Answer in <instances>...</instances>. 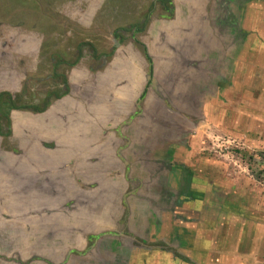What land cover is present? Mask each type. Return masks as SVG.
<instances>
[{"label":"rangeland","instance_id":"1","mask_svg":"<svg viewBox=\"0 0 264 264\" xmlns=\"http://www.w3.org/2000/svg\"><path fill=\"white\" fill-rule=\"evenodd\" d=\"M21 1L28 0H0V220L4 224L0 230L6 235L4 240H0V264H146L147 250L153 249L148 241L152 233L156 236L154 249H163L172 255L174 261L165 264H193L189 256L196 250L194 237L178 221L181 216L189 219L196 208L214 207L211 199L217 198L220 201L221 193L225 192L227 197L224 207L233 206L237 210L244 208L243 214L246 216L255 214L264 217V126L260 125L264 122L261 118L258 119L264 113L256 99L259 96V68L253 67L256 64L253 65L252 60L249 61L252 68L251 88L256 93L252 92L251 95V99H254L251 109L255 117L250 120V126L246 129L242 123V107L237 106L240 102L236 103L241 99V94L232 87L238 58L242 59L240 53L247 43L246 32H250V55L257 53L256 44L264 43L260 34V29L264 27V0H229V10L232 12L228 16L224 13L218 15L222 22L212 23L214 28L211 32L219 31L218 44L215 43L214 35L209 38V32L202 31L201 45L193 55L198 62L200 60V63H195L196 69H193L197 73L196 79L192 77L191 74L194 73L190 70L184 74L190 81H184L185 77L182 80L178 64L173 63L174 58L180 59L184 49L178 44L176 47L170 45L169 49L174 55H165L163 52L166 48L159 47L155 43L158 40H152L151 53L146 57L149 58L148 72L158 80V88L155 89L148 81L150 97H147L149 103H146L149 105H145L147 113L152 116L159 108L153 100L164 96V90L172 89L175 94L173 96L178 99L172 102L174 97L171 100L166 97L164 105L175 116L187 118L178 119L181 120L178 124L182 132L177 135L172 133L160 144L152 140L154 134L152 138L144 132L137 119L132 122L131 137L126 138L128 142L126 139L122 141L113 133L106 138L96 134V123H91L94 127L88 123L91 134L87 139L77 136L84 121L87 122L86 117L88 120V112L92 122L94 120L91 117L97 111L95 96L90 94L91 103H88V95H84L81 88L83 67L87 65L82 58L75 63L79 58L78 52H74V56L66 54L61 68L57 70L53 68L56 59L53 53L56 50L53 52V49H43L44 54L37 55L31 48L33 51L29 50L30 56L22 55L27 41L17 32V22L27 18L18 14V9L9 10L10 2L15 6ZM29 1V11L33 14L34 5L32 0ZM38 1L39 4H45L46 1L43 6V26L49 34L52 22L55 21L52 19H56L55 10H50L54 1ZM72 1L68 2L69 9L72 10L73 7L75 12L79 11L78 0ZM152 1L134 0L136 7H139L137 10L130 5L131 0H83V3H91L93 6L82 8L88 14L79 11L77 18L85 22L92 16L94 21L95 18H102L101 23L98 20L93 23L97 28L96 43L95 37L85 36L90 38L89 42L92 46L95 44V48L100 45L99 34L106 30H125L122 34L128 36L125 38L127 43L130 31L136 27L143 25L152 30L148 21L152 20L153 13L165 16L168 14V5L163 14L157 6L149 7ZM179 1L181 0L171 1L172 7L169 8L172 9V15H176L174 13L177 11H173V8H179L175 7L180 4ZM214 1L215 5L222 4V0ZM99 2L101 6L94 4ZM220 8L224 9L225 6ZM183 11L184 8V16ZM145 18L147 22L142 23ZM176 24L172 21L168 30H175L176 36L180 34V37L185 35L186 39L193 38L194 32H191L192 37L189 34L186 37L179 28L183 25ZM57 26L56 23L55 27ZM202 28L210 31L205 23ZM144 31L143 29L137 36ZM117 34L121 35L119 31ZM79 36L83 37L78 33L74 35V42L79 41ZM186 39L181 37L179 43H185ZM58 41L61 51L66 53V42L62 44V39ZM132 41L139 46L137 40ZM162 41L160 40L161 43ZM33 43L37 44V39H33ZM94 56L98 64L101 55ZM169 56L174 57L170 59L171 62L168 61ZM71 65H75L68 74L71 85L61 83L63 86L60 85L59 88V85L56 86L57 81L65 79L63 75ZM234 77L241 78V75ZM21 82L20 91L14 93ZM57 93L62 94L60 97L69 94L62 100V117H58L52 109L42 114ZM143 96L141 100L144 99ZM198 101L200 102L197 103ZM14 104L20 107L11 106ZM17 110L23 111L21 115L16 113L19 112ZM161 112L159 110L154 113L152 117L156 120L149 119L145 125L153 133L165 130L162 125L166 118L164 123L156 118ZM34 113L38 115L35 116ZM22 119L30 126L28 132L24 131L25 123L20 124ZM40 122L45 129V124L52 122L51 130L55 132L61 128L62 131L69 130V134L62 136L54 133L56 141L43 144L42 159H53L57 165L61 164L56 170L65 169L67 163L72 166L74 159V173L59 174L56 171L52 177L44 175L46 177H43L40 184L31 175L34 178L27 177L30 187L22 192L19 181L24 173H17L22 170L18 162L26 157L34 161L35 155L33 151L27 155L18 143L28 141L31 146L36 144L39 131L36 132L35 128ZM62 122L66 129L62 127ZM173 142L186 146L180 153L192 159V167L173 161L170 149ZM152 144L155 147L149 149ZM119 146L121 152L120 149L117 150ZM191 170L202 176L215 177L218 174L223 180L214 184L204 177L194 186ZM35 187H41L42 190ZM183 192H187L186 198L178 204V194ZM174 206L185 210L180 211V214H173L170 210ZM236 218H243V215H236ZM162 219L165 220L163 225H166L164 238L158 234L164 228ZM211 222L212 219L208 217L207 223ZM192 255L191 260L195 258ZM148 262L147 264H155Z\"/></svg>","mask_w":264,"mask_h":264},{"label":"crops","instance_id":"2","mask_svg":"<svg viewBox=\"0 0 264 264\" xmlns=\"http://www.w3.org/2000/svg\"><path fill=\"white\" fill-rule=\"evenodd\" d=\"M28 1H21L15 6L11 4V2L9 4V10L11 8H14V10L18 9V14L23 15L27 18L25 19V21L24 19H20L17 22V32L20 36L25 39V41H27L25 51L22 52V55L24 54L30 56L31 52L29 50L32 49L35 50V53L37 55L39 53L44 54L43 49H49V51L53 49V52L54 50H56V52L53 53L56 56L53 68L57 70L61 68V62H63L62 59L65 60L64 56H66V54L70 55L69 49H73L74 45H84L87 41L88 43H90V38H85V36H89V34L85 31H92L95 27L93 26L94 17H90V20L85 22L77 18V16L79 15L77 14V12L80 11V13H83L85 15L88 14L87 12H85V9L82 8L88 6L92 7L93 5L91 6V3L85 4L82 2L83 0H78L79 11L75 12V9L73 7L72 10L69 9L68 2L72 0H52L54 1V3L51 4L50 10H55L56 14L54 17L56 19H52V21H55L52 22L53 26L50 27L51 33L48 34L47 30L43 26L45 22V20H43V6H45L46 1H44L45 4H39L38 0H32L34 5L33 14L32 12L30 13L31 10L29 11L30 7ZM131 1L132 2H130V5L134 7L137 6V4L133 2L134 0ZM179 2L180 4L175 5V7L179 6V8H177L176 10L177 13H174L176 15H169L170 12H168L166 16L162 14L157 15V13H153L152 20L148 21L150 22L149 25H152V30L145 28V33H142L139 36H137L139 33L134 34L133 37H129L131 41L128 40L127 43L125 42V38H128V36L125 37V35H123L122 33L121 35H116V30H106L101 32L100 34L104 36H101L99 34L101 39V45L98 48H95L93 46L94 48H91V54L101 55L102 62L100 60V63L97 66L98 68L93 67L95 73L92 72V69L90 70L85 66L83 67L82 73L84 79L82 81L83 84L81 86V88H83L82 91L84 92V95H88V103H91L90 94L95 96V104H97V111L94 112L95 118L93 116L91 117L94 120L92 122L89 120L90 117L88 112V120L86 117L87 122L84 121L83 128L79 130L78 133H76L79 138H81L82 136V138H84L83 140H85V138L87 139V137L91 134V123H96L95 127L92 126L96 129V134H99L100 136H104V138H106L108 134L113 133L120 137L122 141H124V139H126L127 137V139L131 137V125L135 119H137L139 123L142 124L144 132L149 137L153 138V134L155 135L152 140H156V142L159 144L160 142L167 140L169 136H171L172 133L170 130H159L158 132L153 133L152 130H148V127L145 126L149 119H155L153 117L156 114V112H153L152 117L149 113H147V110L145 108V105L148 102L147 97H150V90L148 88L147 81L148 77L146 76V74H148V71H150V66L147 63V60L149 59L148 57L151 53L150 49L152 48V40H158L159 42L155 43H158L159 47L164 46L166 48L163 52L165 55L173 54V51H170L169 49L170 45L176 47V44H178L182 49H184L181 52L182 57L180 56V59L178 57L174 58L173 56H169L168 61L171 62L170 59L174 58L173 63L178 64L182 80L185 77L184 74L190 70H192V73H194L191 74L192 77H195L196 79L197 73L193 69H196L195 63H200V60L198 62L197 58L193 57V55L196 53L197 47L199 48L201 45V38L203 36L201 35L202 31L209 32V34L207 33L209 38L214 35L216 41L215 43L218 44L219 41L217 40L219 36V31L215 30L216 32H211L214 28V25H212V23L216 24V22H222V20L219 18L221 16L218 15L224 13L225 16H228L232 12L231 9L229 10V0H222L221 5H215L214 0L212 2H206L203 0H196V2L194 0H181ZM14 4H16V2H14ZM94 4H98L99 6H101L100 2ZM11 5H13L14 7ZM156 6H158V4ZM221 6H225V8L221 9ZM6 7L8 6L6 5ZM183 8L185 9V11L183 12L187 16H183ZM161 13L164 14L163 9H161ZM172 21L175 22V24L177 22L180 26L183 25L179 28H181L184 34H186V37L188 34L191 36V32H194L195 34H193V38L186 39L185 35H183L181 37H183L184 40L186 39V41H184L185 43H179L181 40L180 34H178L179 36H176L175 30H168L167 28L168 25L172 23ZM56 23L58 24L57 27H55ZM204 23L207 24V29L210 31H206V29L203 30L202 24ZM188 24H190L189 27L187 26ZM191 24H194V26H191ZM260 30L261 37L264 38V27ZM76 33L83 36H79L80 39L79 41H77V43L74 42V35ZM54 38L62 39V44H65L66 42V53L61 51L60 42L58 41V39L55 40ZM33 39H37V44L33 43ZM114 40L119 43V46L115 45ZM132 40H137L138 42H140L143 45L144 49L143 47L139 48V46H136L134 44L136 42ZM160 40H163L164 42L162 41L161 43ZM165 40H167V42ZM245 40L247 43L246 45L244 44V47L240 53L242 59L238 58L239 61H237L238 64L234 72V76L241 75V78H236L234 76L232 78V87L236 88V90L234 89V91L238 92L239 95L241 94V99L238 100L236 103L238 104L240 102V104H238L237 106H241V109L244 113L242 115V123L244 125V129L250 126V120L255 117V114L254 112H252L251 109V103L252 101H254V99H251V95L252 92H254L255 94L256 90H252L253 88H251L252 77L250 71L252 68L249 64L250 60L254 62L253 65L256 64L253 66L254 68H259L260 77H258L257 80L259 82V96L256 99L259 103V108H261L264 113V43H260L259 45L256 44L257 53L252 56L249 53L251 49L250 32H246ZM19 57H21V54L19 55ZM24 64L27 65L26 62ZM67 64H71V62H67ZM93 66L95 65L93 64ZM74 67L75 65L66 68L67 76L69 74V71H72ZM23 77L25 78V76ZM184 81L190 80L185 77ZM61 83L64 84V79H62V81L59 79L56 83V86L59 85L60 88V85H62ZM67 83L71 85L69 77ZM21 86L22 82L19 84V87L15 89L14 93H17L16 91L18 90L20 91ZM64 88H67L66 84L64 85ZM58 93L51 99L50 105L46 108L45 111L42 112V114L47 113L52 109V112L58 114V117H62V110L64 109V103L62 100L66 99L70 92L68 95L63 97H60L62 94ZM147 94H149V96ZM173 95L175 94H173L172 90L170 91V89H168L164 90V96H162L161 98H163L164 100L167 97L168 100H171L172 97H174ZM142 96L144 98L143 100H141ZM177 99L178 97H174V100L172 99V102L176 101ZM199 102L200 101H198L197 103ZM148 105L149 104H147L146 107ZM22 112L23 111H19L16 113L20 114ZM34 115L36 116L38 114L34 113ZM140 115H142L143 117H140ZM167 116L168 117L165 123L168 126V129L170 128V126H173L176 123L178 124L177 118L173 113L172 115L170 114ZM260 118L264 122V114L259 115L258 119ZM181 119L186 120L187 118L181 117ZM22 123H25L24 131L28 132V130H30L29 124H27L26 121L23 119L21 120L20 124ZM88 123L91 126H88ZM165 123L164 128L166 127ZM51 124L52 122L45 124L46 129L44 128V126H42L41 122L39 126L36 125L35 130L36 132L39 131L37 136L38 142L36 144L34 143L33 146H31V142L28 141L24 143H18L22 148L21 150H24L27 155L29 152L32 151L35 155L34 161L33 159H27L26 157L22 162H18V166L22 170L18 171L17 173H24L19 181V185L21 188L20 190L22 192L25 191L26 188L30 187L27 182V177L30 178L34 176L36 178L35 180L37 181L36 183L40 184L43 180V177H46L44 175L52 177L53 173L56 171L59 174L60 172H66L69 175L71 173H74V168L72 167L73 165H75L74 159L72 160V166H70L71 164L67 163L65 169L57 170L55 168L62 166L61 164L57 165L53 159L50 161L49 158H46L45 160L42 159V151H44L43 144H46V142L48 143L56 141L53 137L54 133H56L57 135L60 134L61 136L64 134H69V130L62 131V128L58 129L59 131L57 132H55V130H51ZM245 124L247 126H245ZM61 125L63 128H65L64 122H62ZM260 125L264 126V124L262 123H260ZM70 133L74 134V132ZM64 141H66V139L63 140V142ZM104 141L106 142L107 139H105ZM54 143L56 144V142ZM23 144H25V146ZM152 145V147L148 148L152 149L153 147H155L154 144ZM188 145L190 146L191 144L189 143ZM185 147L186 146L184 145L173 142L170 146V149L173 153L171 154V157H173L172 159L175 163L179 162L180 165L192 167V159L188 155L183 156L180 153L185 150ZM120 148L121 146H119L117 150H119ZM115 154H117V152H115ZM127 163L128 162H125V164ZM31 164H33L32 167ZM191 173V180L194 186L197 182L199 183L198 180H202L204 177L209 178V181L214 184H218L220 183V181L223 180L218 174L213 177L212 175H198L192 172V170ZM37 190L41 191L42 189L40 187L37 188ZM221 194L222 196L219 197L220 201H218L217 198L211 199L212 205H215L214 207L201 206L200 208H196V210L194 211L192 216V218L194 219H186L181 216V219L178 220L181 224H183L184 229H186V231H190L192 236L194 237L196 250L194 254L191 255L195 258L191 260L192 258L190 255L189 260L193 262V264H264V217H261V215L256 216L255 214H250L246 216L243 214L244 208H242V210H237L233 206L224 207V205H226L225 198L227 197V194H225V192H222ZM186 195L187 192L178 194V197L180 196L178 198V204H181L183 202L182 199H185ZM220 203L223 207L218 206ZM182 210L185 209L179 206H174V209L170 211L173 214H180V211ZM236 215H243V218L237 219ZM219 216L221 218H219ZM208 217L212 219V222L209 224L207 223ZM161 222L162 227L164 228L163 230L161 229L160 231H158V234L160 235V237L164 238L166 237V233L164 232L166 225H163L165 224V220L162 219ZM2 223V220H0V228L4 226V224ZM154 234L152 233L151 237H149L150 240H148L150 243L149 246L153 247V249L150 250L153 254L149 250H147L148 254L146 255V264L150 258L151 259L148 263L153 262L155 264H165L166 262H173L174 260L172 259L171 253L166 252V250L163 249H154L156 242V236H154ZM5 237V233H2V231L0 230V240H4Z\"/></svg>","mask_w":264,"mask_h":264},{"label":"flooded vegetation","instance_id":"3","mask_svg":"<svg viewBox=\"0 0 264 264\" xmlns=\"http://www.w3.org/2000/svg\"><path fill=\"white\" fill-rule=\"evenodd\" d=\"M171 1L172 0H153L150 4H149V7H150V5H152V7H156V3H158V6H157V8H159L158 10H160V9H163V10H165V8H166V6L168 5V11L167 12H172V9L171 8H169V7H172V3H171ZM106 6V5H105ZM136 7V6H135ZM137 8V10L139 9V7H136ZM176 8H173V11H175L176 12ZM149 11H150V8H149ZM106 13V12H105ZM111 13V12H110ZM173 13H170L169 15H172ZM106 15V14H105ZM111 16V15H110ZM97 20H98V22L99 23H101L102 22V18L100 17V20H99V18H95V21L94 22H97ZM144 21V20H143ZM147 22V19L145 18V21L144 22H142V23H146ZM145 27V26H144ZM143 27V25L141 26V27H136L133 31H130V37H133V35L134 34H137V33H140V32H142L143 31V29L145 30V28ZM96 27H94L93 28V30L92 31H85V32H87L88 34H89V36L90 37H95V43H96V40H97V37L95 36V33H96ZM95 31V32H94ZM120 32V33H123V32H125V30H123V29H118L117 31H116V35H117V32ZM131 33H133V34H131ZM145 33V32H144ZM88 36V37H89ZM99 39H100V37H99ZM137 43H138V45L140 46V47H142V44L140 43V42H138L137 41ZM100 45H101V41H100V43H99ZM100 45H98V46H100ZM92 46V44L91 43H88L87 42V44H86V42H85V44L84 45H82V44H80V45H78V46H76V45H74V47H73V49H69L70 50V53H71V56H74V52H78V55H79V58H78V60L75 62V63H77L81 58H82V61H83V63L85 64V65H87L86 66V68H88V69H92V72L93 73H95V71H94V69H93V67H97L98 65H99V63H100V60H101V62H102V58L101 57H99L98 59H99V62H98V64H96V58H95V56H94V54H91V48L94 46L95 47V44H93V46ZM93 47V48H94ZM97 48V47H96ZM74 61V60H73ZM73 61H72V63H73ZM91 61V62H90ZM90 62V63H89ZM93 64L95 65V66H93ZM73 65H71V67H72ZM91 66H92V68H91ZM98 68V67H97ZM64 83H66L67 84V81H68V76H67V74L65 73L64 74ZM52 96H54V94H52ZM182 132V131H181Z\"/></svg>","mask_w":264,"mask_h":264},{"label":"water","instance_id":"4","mask_svg":"<svg viewBox=\"0 0 264 264\" xmlns=\"http://www.w3.org/2000/svg\"><path fill=\"white\" fill-rule=\"evenodd\" d=\"M115 41V45L116 46H119V43ZM146 76L148 77L147 81H149V83L152 84V86L156 89L158 88V80H156L155 76L154 75H151L150 73L146 74ZM149 88V87H148ZM153 90V89H152ZM172 90V89H171ZM150 92V91H149ZM167 99V98H166ZM148 100V99H147ZM150 101V100H149ZM154 102L153 103H156L157 106H159V108L157 107V110L156 112H159V110H161L162 112L160 113V115L156 116V118L158 117L159 120H161L163 123H164V118L167 119V115H172V112L164 105L163 102H165L166 100L164 99L163 101V98L161 97H157L155 100H153ZM149 103V102H147ZM152 104V103H151ZM142 116V115H140ZM143 117V116H142ZM177 117V121L178 123L181 121V120H178L180 119L181 117L180 116H176ZM156 120V119H154ZM166 125V123H165ZM162 127H164V125H162ZM171 128H173V131H171ZM178 128V129H177ZM165 129H168V126L166 125ZM171 131V133H175V135H177L180 131H181V128H180V125L179 124H174L173 126H170V128L168 129ZM167 131V130H166ZM164 136V135H163Z\"/></svg>","mask_w":264,"mask_h":264},{"label":"trees","instance_id":"5","mask_svg":"<svg viewBox=\"0 0 264 264\" xmlns=\"http://www.w3.org/2000/svg\"><path fill=\"white\" fill-rule=\"evenodd\" d=\"M11 106H13V107H20V105H16V104L11 105ZM34 109H35V108H34ZM37 109H41V108H37Z\"/></svg>","mask_w":264,"mask_h":264}]
</instances>
